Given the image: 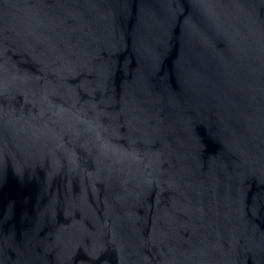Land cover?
<instances>
[{
	"label": "water",
	"instance_id": "obj_1",
	"mask_svg": "<svg viewBox=\"0 0 264 264\" xmlns=\"http://www.w3.org/2000/svg\"><path fill=\"white\" fill-rule=\"evenodd\" d=\"M0 264H264V0H0Z\"/></svg>",
	"mask_w": 264,
	"mask_h": 264
}]
</instances>
